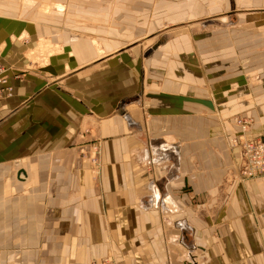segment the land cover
I'll return each instance as SVG.
<instances>
[{
    "label": "crops",
    "instance_id": "obj_1",
    "mask_svg": "<svg viewBox=\"0 0 264 264\" xmlns=\"http://www.w3.org/2000/svg\"><path fill=\"white\" fill-rule=\"evenodd\" d=\"M88 39L0 14V264H264V177H230L231 134L156 131L135 58ZM40 40L60 45L43 65Z\"/></svg>",
    "mask_w": 264,
    "mask_h": 264
},
{
    "label": "rangeland",
    "instance_id": "obj_2",
    "mask_svg": "<svg viewBox=\"0 0 264 264\" xmlns=\"http://www.w3.org/2000/svg\"><path fill=\"white\" fill-rule=\"evenodd\" d=\"M0 4L4 5L0 14L48 24L52 32L89 37L99 55L108 51L106 47L127 51L144 74L142 98L159 117L156 131L181 137L188 131L194 141L210 135L216 147L223 145L219 130H226L232 136L231 147L239 149L233 140L242 130L235 121L241 118L248 123L245 139L264 137V0H0ZM157 45L161 47L156 49ZM79 46L86 52L85 45ZM59 50L55 41L40 40L28 57L43 65ZM171 96L178 113L166 118L162 112L170 107L159 102ZM240 154L231 178L235 172L239 178ZM80 155L92 169L99 163L97 150L90 158ZM106 257L115 260L108 252L99 262ZM184 264H197L196 256L190 255Z\"/></svg>",
    "mask_w": 264,
    "mask_h": 264
},
{
    "label": "built area",
    "instance_id": "obj_3",
    "mask_svg": "<svg viewBox=\"0 0 264 264\" xmlns=\"http://www.w3.org/2000/svg\"><path fill=\"white\" fill-rule=\"evenodd\" d=\"M6 68L0 65V98L12 94V86L8 83ZM236 124L241 128L240 135L233 140V145L239 146L240 164L238 176L240 179H254L264 177V137L258 139H245L247 122L236 118ZM89 264H116L111 257L103 258L100 262L91 261Z\"/></svg>",
    "mask_w": 264,
    "mask_h": 264
},
{
    "label": "bare ground",
    "instance_id": "obj_4",
    "mask_svg": "<svg viewBox=\"0 0 264 264\" xmlns=\"http://www.w3.org/2000/svg\"><path fill=\"white\" fill-rule=\"evenodd\" d=\"M52 5H53V4H52ZM52 5H51V6H52ZM56 5H57V4H56ZM53 6H54V5H53ZM58 7H59V6H58ZM93 42H94V41H93ZM93 45H94V44H93ZM96 45H97V44H96ZM97 47H98V46H97Z\"/></svg>",
    "mask_w": 264,
    "mask_h": 264
},
{
    "label": "water",
    "instance_id": "obj_5",
    "mask_svg": "<svg viewBox=\"0 0 264 264\" xmlns=\"http://www.w3.org/2000/svg\"><path fill=\"white\" fill-rule=\"evenodd\" d=\"M20 173V172H19Z\"/></svg>",
    "mask_w": 264,
    "mask_h": 264
}]
</instances>
